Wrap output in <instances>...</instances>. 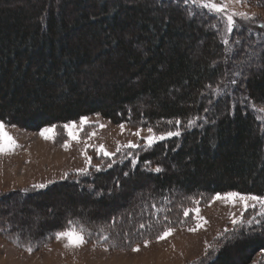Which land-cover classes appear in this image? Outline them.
Listing matches in <instances>:
<instances>
[{
	"label": "trees",
	"instance_id": "1",
	"mask_svg": "<svg viewBox=\"0 0 264 264\" xmlns=\"http://www.w3.org/2000/svg\"><path fill=\"white\" fill-rule=\"evenodd\" d=\"M201 4L0 0V122L37 132L99 115L164 135L99 170L20 191L23 216L33 211L42 219L16 226L32 235L30 243H46L69 222L93 242L140 241L174 225L178 195L264 198V124L255 110L264 106V45L241 83L232 74L241 51L228 48L240 49L231 37L252 25L234 20L227 28L213 21L221 12ZM144 188L130 209L131 193ZM261 211L194 264H250L264 254Z\"/></svg>",
	"mask_w": 264,
	"mask_h": 264
},
{
	"label": "rangeland",
	"instance_id": "2",
	"mask_svg": "<svg viewBox=\"0 0 264 264\" xmlns=\"http://www.w3.org/2000/svg\"><path fill=\"white\" fill-rule=\"evenodd\" d=\"M201 1L205 0H196L198 4H201ZM208 1L218 6H227L220 13V20L217 17L213 18L215 23L223 20L227 28H235L234 20L247 21V26L252 25L238 28L235 35L231 37V42L241 40L240 49L232 43L228 48L229 53L233 49L241 51L239 58L233 59L236 63L234 68L236 67L237 70H234L232 74L237 71L242 83L246 71L256 68L257 61L254 59L257 51L264 45V0ZM233 13L236 15L233 16V23L229 26L228 16ZM241 13L244 15L241 16ZM204 17L209 18L206 15ZM255 110L264 124V106H258ZM83 118H86L83 126L80 124L82 118L67 123L75 126L73 131L78 132L76 139L69 137L68 131L63 127L66 124L29 132L3 123L4 131L13 138L18 147L7 154H0V264H194L201 259L207 260L208 252L219 246L229 232L253 213L262 210L258 202L242 201L239 197L233 200H213L215 195L182 199L183 197L178 195L176 204L179 205V209L174 208L176 209V218L173 217L174 225L157 229L149 233L148 237L145 235L140 241L124 243L113 240V243H97L87 238L83 231L81 234L85 243L80 247H65L68 241L57 240L56 235L46 243H30L29 237L32 235L25 231H22L23 234L19 230L21 228L25 230L24 227L31 228L42 219L33 211L30 218L26 219L23 216L20 191L40 189L54 182L75 179L87 172L100 169L116 159L133 156L139 150H147L161 136H164L155 127H143L137 123L113 124L99 115ZM121 125L123 128L120 127ZM44 129L52 130L48 133L51 138L45 139L41 136ZM149 129H152L151 133ZM136 132H139V135H134ZM91 133L94 135H90ZM149 136L155 137L151 145L147 143ZM65 143L68 145L67 149L63 147ZM129 143L136 147H128ZM101 145L111 154L110 157L98 151ZM88 158H91L90 163ZM146 188L150 189V186ZM108 190H111L110 187ZM147 191L144 188L140 193L132 192L128 207L131 209L138 202L139 195L144 196ZM111 193L114 192L111 191ZM237 194L245 197L253 196ZM245 204L249 205L247 210H245ZM197 208L199 217L195 212ZM187 209L193 211L185 216L184 212ZM124 210L125 208H121L116 213L122 214ZM233 219H236L238 223L233 224ZM197 225L200 226L197 227ZM169 229L172 231L166 238L158 239ZM29 233H31L30 230ZM146 243L147 246H145ZM250 264H264V254H255Z\"/></svg>",
	"mask_w": 264,
	"mask_h": 264
},
{
	"label": "snow or ice",
	"instance_id": "3",
	"mask_svg": "<svg viewBox=\"0 0 264 264\" xmlns=\"http://www.w3.org/2000/svg\"><path fill=\"white\" fill-rule=\"evenodd\" d=\"M194 2H195V0H194ZM201 6L202 7L211 8L212 10H214L216 12H223L226 9V7H227L226 5H219L218 6L215 3H203V4H201ZM235 15H236V13H233V14L228 16L229 26L232 25L233 16H235ZM240 15L243 16L244 14L241 13ZM225 43H227V41H225ZM85 123H86V118H82L81 121H80V124L83 126ZM63 127L68 131V135H69V137L71 139H76L77 138L78 132H74L73 131V128L75 127L74 125L66 124ZM101 127H103V126L101 125ZM120 127L123 128V125H121ZM4 128H5V125L2 122H0V154H7L9 152L14 151V149L16 147H18L16 142L13 140V138L10 137L4 131ZM148 131H149V133H151L152 129H149ZM51 132H52L51 129H44L41 132V136L44 137L45 139H49V138H51V136L48 135V133H51ZM90 135H94V133H91ZM134 135H139V132L134 133ZM167 135L168 136H173V135H179V133L178 132H176V133L168 132ZM154 138H155L154 136H149L148 140H147V143L149 145H151L153 143V141H154ZM163 138H164L163 136L160 137V139H163ZM63 147H65V149H67V147H68L67 143H65L63 145ZM128 147H136V145L129 143ZM98 151L102 152L104 154V156H106V157H110L111 156V154L108 153L104 149L103 145L99 146ZM90 160H91V158H88V162L89 163H90ZM155 170L157 172L161 171L160 168H156ZM41 187H43V185H41ZM236 197H239V199L242 200V201L250 200V201L258 202L261 205V209H262V211L260 212V215L264 216V198H261V197H257V196H247V197H245V196H240L237 193H228V194H225V195L217 194L213 198V200H233ZM244 207H245V210H247L249 205L245 204ZM190 211H193V210L192 209L185 210L184 215L188 216ZM195 212H196L197 216L199 217V209L198 208L195 209ZM255 219L256 218L253 217L252 220L248 221V223L249 224L253 223V221ZM204 223H207V221H204ZM232 223L233 224H237L238 221L236 219H233ZM199 226L200 225H197V227H199ZM192 230L194 231L195 229H192ZM171 231L172 230L169 229L168 231L162 233L161 236L158 237V239L166 238L167 235H169L171 233ZM82 232H83V229L77 230L75 227L72 226V222H69V227L67 228V230L56 233V239L57 240L66 239L68 242L65 244V247H69V248H71V247H80V246H82L85 243V240H84V238H83V236L81 234ZM105 239H106V237H105ZM145 246H147V243H146ZM28 250L31 251V249H28ZM133 250L134 251H138V249H133Z\"/></svg>",
	"mask_w": 264,
	"mask_h": 264
}]
</instances>
